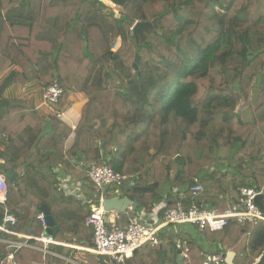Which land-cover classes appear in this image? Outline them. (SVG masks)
Here are the masks:
<instances>
[{"label":"trees","instance_id":"1","mask_svg":"<svg viewBox=\"0 0 264 264\" xmlns=\"http://www.w3.org/2000/svg\"><path fill=\"white\" fill-rule=\"evenodd\" d=\"M114 2L120 18L96 0H0V75L9 71L0 87V174L19 176L16 183L7 179L0 225L6 209L13 211L18 224L12 233L39 237L37 216L46 205L59 227L56 237L67 234L72 221L73 233L93 246L90 212L60 192L58 166L85 183L92 204L99 196L90 165L113 168L134 182L121 197L146 212L164 200L176 207L175 197L185 208L207 203L224 212L230 199L239 201V187L264 189V0ZM137 22L158 27L137 39ZM31 83H58L64 89L60 108L72 104L73 94L88 97L75 131L56 117H41L32 102L5 97L11 87ZM256 90L260 98L253 105ZM248 108L253 121L245 122ZM73 132L74 144L65 151ZM78 157L83 165L74 162ZM201 183L204 191L194 196ZM58 201L77 203L81 217L61 215ZM136 210L119 213L117 226L127 227ZM178 227L162 231L160 245L137 250L125 264H178L179 244L187 250L182 264H206L216 255L225 264L228 251L236 253L234 264H255L261 255L264 264V223L230 222L220 231ZM9 238L18 240L0 229V239ZM7 249L0 242V258ZM25 254L42 258L23 248L16 253L20 264Z\"/></svg>","mask_w":264,"mask_h":264},{"label":"built area","instance_id":"2","mask_svg":"<svg viewBox=\"0 0 264 264\" xmlns=\"http://www.w3.org/2000/svg\"><path fill=\"white\" fill-rule=\"evenodd\" d=\"M101 4H105L112 11L117 12L119 6L114 0H97ZM133 30V29H132ZM121 39L116 40L112 51L116 53L121 47ZM64 94V89L54 83L43 91V104L46 106L57 107ZM58 118H62L63 114H58ZM89 178L97 187L99 202L91 204L90 216L87 220L89 226L93 229L94 242L91 248H85L86 251L108 258L111 264H125L130 258H133L136 251L145 246H158L161 244L159 235L162 231L171 226L189 225L197 227L200 230L206 228L211 231L223 230L230 222L238 225L259 224L264 223V211L257 205L256 199L264 194L263 190H258L249 186H241L237 192L239 201L230 206L224 212L208 206H192L185 208L183 203H178L176 207L169 208L167 203H161L154 206L151 212H146L140 216L134 217L127 227H118L113 221L108 219L109 213L104 207V196L107 193H113L121 197L122 189L128 184L134 186V182H130L127 177L108 166H98L93 164L88 171ZM75 185V186H74ZM79 185V184H78ZM76 184L73 186L59 185L69 194L80 197L81 187ZM205 189L203 183L192 189V194L198 196ZM80 193V194H77ZM9 195V185L7 176L0 174V204H4ZM132 209V207H129ZM37 219L43 227L42 234L33 238L17 233H12L9 228L18 224V218L9 210H6L0 229L17 235L19 239L24 241L9 242L8 252L0 258V264H19L16 260V253L29 245L30 241H37L43 244V248L47 249L51 245L57 244L54 237L47 235L49 228L47 216L41 212ZM182 257L187 258V250L182 253ZM206 264H223L220 255L208 258ZM225 264H227L225 262Z\"/></svg>","mask_w":264,"mask_h":264},{"label":"crops","instance_id":"3","mask_svg":"<svg viewBox=\"0 0 264 264\" xmlns=\"http://www.w3.org/2000/svg\"><path fill=\"white\" fill-rule=\"evenodd\" d=\"M106 7H108V6L106 5ZM108 8H109L108 14H110V15H114L115 14L117 18H120V13L122 11V8L120 6H119L117 12L112 11L110 7H108ZM117 13H119V17L117 16ZM16 70L17 71H21L19 68H16ZM8 74H9V71L4 73L3 75H0V87H1L4 79L8 76ZM44 89L45 88L41 87L37 83H31V84H27V85H17V86H14V87H11L10 89H8L6 91V93H5V97L6 98H11V99H17V100H23V101L32 102L34 107H35L36 112L41 117H43V118H45L47 120H51L52 118L56 117L58 120H60L61 122H63L67 126H69L73 131H75L77 129L80 121H81L83 107L88 102V97L85 94H73L71 96V98H70V101L72 102V104L70 106H67L65 108H60L59 106H57V107L46 106V105L43 104V98H42ZM252 95H253L252 96V103H253V105H255L257 103L258 99L260 98V91L256 90V91L253 92ZM59 113L63 114L62 118H58L57 117V115ZM243 117H244L245 122L253 121L252 110L250 108L246 109L243 112ZM3 134H4V129H3V127H0V137ZM75 138H76V133L73 132L68 137V139L66 141L65 151H68V150H70L72 148V146L74 144V141H75ZM261 142L264 145V138L262 137V135H261ZM102 152L104 153V151H102ZM79 158H80V161L78 160ZM74 162L79 164V165H83V163H84L82 157H78L77 159L74 160ZM4 164H5L4 161H0V165H4ZM92 165H90V166H92ZM262 168L264 169V159L262 161ZM54 173L57 175V184H58V189H60V192L64 193V195L66 197L74 198L76 201H78L80 206H84L85 207V211L86 212H90V209H91L90 205L91 204H89L90 201L87 200V197L85 195L87 193H86L85 189L82 188V185L85 184V183L84 182L82 183V182L73 181L72 179H70L69 177L64 175L63 172H62L61 166L56 167L54 169ZM7 179H8V177H7ZM63 183H64V185H68V187L69 186H73V184H76V185L79 184L78 186L81 187V195H80V197H77L75 195H71V194L68 193V191H65L64 189H62L59 185H62ZM203 184L205 185V183H203ZM205 187H206V185H205ZM253 188H255V187H253ZM258 190H263V193H264V189L263 188L258 189ZM77 194H80V193H77ZM104 197L107 200H113V199L122 200V197H118V196H116L113 193H107V194H105ZM167 202H168V200H164L161 203H167ZM174 202H181L183 204L186 203L185 201H183L179 197H175ZM234 202L235 201L230 199L228 208L230 206H232L233 204H235ZM161 203H159V204H161ZM159 204H156V205H159ZM67 205H69V206H67ZM67 205H62L58 201V208L60 209L59 212H60L61 215L63 214V211H64L65 213H67V217H72V215L74 213H75V215H78L79 218L81 217V214H80L81 208H80V206L77 203L70 201V203H68ZM86 205H88V206H86ZM198 206H200V205H198ZM201 206H208L209 208L216 209L215 207H213V206H211L210 204H207V203H204ZM129 207H132V206H129ZM6 210H8V209H6ZM127 210H133V209L128 208ZM41 212H39V213H41ZM12 213L17 217V215L13 211H12ZM144 213H146V211L144 209L136 210V216H140V215H142ZM107 217H108L109 220H111L115 224H117V219L120 217V214L109 213ZM65 226H66L65 229H66V233L67 234H65L63 236H59V238L56 237V235H55L54 238H55L57 244L51 245L47 249L43 248V244L42 243L38 242L39 245H32L30 243L31 242L30 241L29 245L27 247H24V248L25 249H30V250H33V251H37V252L41 253L42 254V258L39 259V260L31 261L30 259H31L32 254H25V256H23L22 260H20L21 264H47L46 262H48L49 264H84V263L88 262L87 260H97L98 264H101V262L98 260L96 254L91 253L89 251H85V248H91L92 246H89V245L85 244L84 241L79 239V235L82 236L83 234L79 233V235H76V234L73 233L74 231L76 232V230H77L76 227H75L76 225L73 224V222L71 221L69 225L67 224ZM183 226L184 225L179 226V227H182L181 229H183V230H187V228H186L187 226H185V229L183 228ZM174 227H178V226H174ZM174 227L173 226L168 227L166 230L169 231V230H171ZM86 233H89V230H87L85 232V234ZM17 234H21V235L27 236L24 233H17ZM14 236L17 237V235H14ZM14 241H22L23 242L24 239H19V238H18V240H15L13 238L0 239V242H3L5 244H7L8 247H9V242H14ZM178 247H179V249H181V244H179ZM7 252H8V249H7ZM184 252L185 251L182 250V253H184ZM228 252H233V251H228ZM228 252H227V254H228ZM91 256L95 257V259L92 258ZM261 257L263 258L262 255L259 258H261ZM177 258H178V253H177ZM130 259H132V258H130ZM130 259H128V260H130ZM226 259H227V255H226ZM104 260H105L106 264H110V263L107 262V260H109L108 258H104ZM183 260H184V258H183ZM183 260H182V262H183ZM257 260H260V259H257ZM182 262H181V264H182ZM18 263L20 264V262H18Z\"/></svg>","mask_w":264,"mask_h":264},{"label":"water","instance_id":"4","mask_svg":"<svg viewBox=\"0 0 264 264\" xmlns=\"http://www.w3.org/2000/svg\"><path fill=\"white\" fill-rule=\"evenodd\" d=\"M117 16L119 17V13H117ZM156 27H158V22H153V23L137 22L133 27V33L137 39L139 38L145 39L146 34L153 31ZM139 61H140V57L139 55H137L136 62L134 64L135 69H138ZM137 74H139V72ZM78 160L80 161V158ZM7 177L12 182L15 183L18 181L19 176L16 172H14L13 170H10L7 173ZM122 191H124V188L122 189ZM256 203L264 211V195L263 194L257 197ZM129 206H132L133 210L137 209L136 203L128 198H122V200L113 199V200L104 201V207L108 212L115 211L118 213H125L126 210L129 208ZM41 211L45 213V215L47 216V223H48L49 228L47 229L46 234L54 237L56 233L59 231V228L56 225V222L54 221V218L51 216L50 210L46 205L42 206ZM177 253H178L177 261L179 264H181L183 260L182 255H181L182 250L178 249ZM235 257H236V253L228 252L227 259H226L227 264H234ZM97 258L101 262V264H106L102 256H97ZM259 259L261 260L262 257Z\"/></svg>","mask_w":264,"mask_h":264},{"label":"rangeland","instance_id":"5","mask_svg":"<svg viewBox=\"0 0 264 264\" xmlns=\"http://www.w3.org/2000/svg\"><path fill=\"white\" fill-rule=\"evenodd\" d=\"M115 45V44H114ZM185 226H187L186 228H187V230L189 229V230H191V226H188V225H184L183 226V228L185 229ZM174 227V226H173ZM179 228H182V227H179ZM194 234L193 235H195V236H198L199 235V233H197L196 231H194L193 232ZM86 251V250H85ZM92 258H94L95 259V257H93V256H91ZM259 259V258H258ZM88 262H86V263H84V264H98V262H97V260H87ZM262 260H257L256 262H255V264L257 263V264H260V262H261ZM107 262L108 263H110V261L109 260H107ZM225 262H226V260H225ZM227 263V262H226ZM111 264V263H110Z\"/></svg>","mask_w":264,"mask_h":264}]
</instances>
